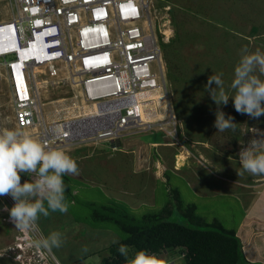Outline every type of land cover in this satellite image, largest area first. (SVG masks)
Instances as JSON below:
<instances>
[{"label": "rangeland", "instance_id": "rangeland-1", "mask_svg": "<svg viewBox=\"0 0 264 264\" xmlns=\"http://www.w3.org/2000/svg\"><path fill=\"white\" fill-rule=\"evenodd\" d=\"M153 1L169 98L162 87L153 91L156 94L144 95L153 98L156 116H165L162 108L171 104L179 124L178 139L174 134L177 123L163 118L159 119L163 132H129L113 143L117 150L107 141L71 146L41 155L42 163H35L34 168L0 174L5 189L35 224L50 264H99L108 245L122 236L114 226L92 223L88 202L110 203L140 216L164 206L177 191L182 204L197 206L198 215L208 221L217 218L225 228L238 231L247 215V195L248 204L252 197L264 201V0ZM10 14L9 3L0 1V18ZM165 28L170 29L169 36L164 34ZM40 69L43 74L45 67ZM2 73L4 70L0 81ZM44 81L40 94L46 99L49 119L81 110L84 101L77 89ZM6 83L5 93L0 91V137L11 132V139H25L27 130L13 123L11 95L6 93L11 88ZM153 130L161 129L157 125ZM153 142L160 146H152ZM181 152L185 157L178 162ZM47 171L66 174L73 188L74 201L58 211L46 202L57 197ZM223 177H236L245 186L232 188L228 183L223 188L227 183ZM0 199L5 203L0 205V264H17L11 247L25 232L22 216L11 221L14 209L7 205L10 201L1 194ZM260 224L264 226V218ZM259 228L248 230L252 249H260L259 238L264 246V229ZM154 257L169 259L165 252L149 259ZM257 257L250 262L264 264L262 250Z\"/></svg>", "mask_w": 264, "mask_h": 264}, {"label": "built area", "instance_id": "built-area-1", "mask_svg": "<svg viewBox=\"0 0 264 264\" xmlns=\"http://www.w3.org/2000/svg\"><path fill=\"white\" fill-rule=\"evenodd\" d=\"M1 1L9 3L11 14L7 20L0 21V31L5 29L8 35L13 28L20 48H25L22 34L27 29L37 33L48 29L57 38L54 43H60L59 47L49 49L50 55L56 56L53 59L25 63L21 70L24 80L21 88L13 87L14 68L6 69L13 123L18 129H27L30 139L17 142L5 135L0 137V164L5 168L2 173L12 175L26 167L34 168L35 163H42L41 155L50 151L106 141L115 150L117 146L113 143L129 132L156 131L153 128L157 125L161 129L157 132H163L162 121H143L141 104L147 100L137 96L160 86L168 93L153 0ZM32 8L40 9L39 19L44 23L41 28L33 27V18L28 14ZM140 19L141 25L138 24ZM45 41L48 43L50 39ZM97 41L105 42L107 46L95 47ZM12 62L8 64L13 66ZM42 65L45 67L43 74L34 71ZM44 80H49L51 86L78 87L81 98L94 104V110L69 118L46 119L42 113V104L46 101L39 99V83ZM166 92L165 97L169 98ZM170 105L167 103L169 115L164 122L177 123ZM177 126L178 123L174 127L175 135ZM175 138L178 139L177 135ZM247 152L248 145L243 148V153ZM14 154L17 156L12 158ZM1 180L0 194L9 199L7 205L14 209L9 215L10 220L22 216L25 231L18 237L21 241L11 247L14 250L12 259L17 264L48 261L50 255L35 234V224ZM167 264L174 263L170 260Z\"/></svg>", "mask_w": 264, "mask_h": 264}, {"label": "trees", "instance_id": "trees-1", "mask_svg": "<svg viewBox=\"0 0 264 264\" xmlns=\"http://www.w3.org/2000/svg\"><path fill=\"white\" fill-rule=\"evenodd\" d=\"M47 172L57 197L46 202L58 211L66 202L74 201L73 188L66 174ZM88 205L92 223H105L123 233L108 245L99 264H167L170 260L174 264H253L244 254L236 228H225L217 218L208 221L198 215L197 206L182 204L177 191L164 206L140 216L110 203ZM164 252L169 259H149Z\"/></svg>", "mask_w": 264, "mask_h": 264}, {"label": "bare ground", "instance_id": "bare-ground-1", "mask_svg": "<svg viewBox=\"0 0 264 264\" xmlns=\"http://www.w3.org/2000/svg\"><path fill=\"white\" fill-rule=\"evenodd\" d=\"M169 22V21H168ZM10 28H12L11 26H10ZM7 31H8V28L6 29ZM10 31V30H9ZM11 33V32H10ZM169 33H170V29L169 28H165V30H164V34H166L167 36H169ZM163 34V33H162ZM9 39H15V41H16V38H15V36H14V30H13V28H12V35H11V37L9 36ZM29 39H32V40H34V41H32V42H27L26 43V46H28V47H25V48H20V47H18L17 46V41H16V45L14 44V45H0V50L1 51H3V52H5V51H10V50H12V51H15V52H18L19 53V57H18V59H19V61H18V63H16L18 66H19V68H17L16 66V68L14 69V77H13V79H12V83H13V87H22L23 85H24V80H23V77H22V73H21V71H20V67H21V60H23V57H26V58H30V59H32L33 60V63H35V61H37V58L40 56V55H44V52H45V47H44V45L42 44V39H41V37H40V35H31V37L29 38ZM8 40V36H7V34L5 33V29L1 32L0 31V42L1 43H6V41ZM6 46H9V47H6ZM46 47H48L47 46V44H46ZM42 69H40V67H35L34 68V71H37V72H40ZM39 86H40V88H39V90L41 91L42 89H45V85H44V82H40L39 83ZM159 89H161V86L160 87H158V88H155V89H153V90H151V91H144V92H142V93H139L137 96L138 97H142V98H144V99H146L147 100V102H144V103H142L141 104V106L143 107V111H141V117H142V119H143V121L144 122H157V120L158 121H160L161 119H163V118H165V119H167L166 117V115H169V112H168V110H167V107H163L162 109L165 111V116H161V115H157L156 116V113H155V111L153 110L154 108H152L153 107V103H152V101H153V98H151V97H148V96H146V95H144L145 93H147V92H153V91H155V92H157V90H159ZM44 91H46V90H44ZM79 92V91H78ZM77 92V93H78ZM9 94V91L7 92V95ZM79 94V93H78ZM153 94H156V93H154L153 92ZM160 95H162L161 94V92H160ZM40 100H42V101H44V100H46L45 99V97H43L42 96V94H40V98H39ZM82 99V101H84V103H83V105L81 104V107H80V111L76 114V115H78V114H80V113H90V112H92L93 110H94V104H92V103H89V102H87V101H85L83 98H81ZM154 99L155 100H157L158 99V96L157 95H155L154 96ZM145 100V101H146ZM87 104H90V105H87ZM45 106H46V104H45V102L42 104V107H43V109H42V113H43V115L46 117V119L48 118V116H47V111L45 110ZM87 106H93V107H87ZM140 106V105H139ZM148 111L150 112V115L149 114H147L148 113ZM143 112H145V113H143ZM158 114V113H157ZM163 114V113H162ZM73 116H75V115H72V116H69V117H73ZM69 117H64V118H69ZM147 117H149V118H147ZM175 116L173 115V120H175V118H174ZM155 118V119H154ZM49 119V118H48ZM157 119V120H156ZM160 119V120H159ZM252 128V127H251ZM21 130H22V128H20ZM27 130V129H26ZM26 130H22V131H26ZM31 130H33V129H31ZM24 132H21L22 133V135L24 134ZM28 132V130L26 131V133ZM25 133V134H26ZM264 133V132H263ZM25 137V139H26V141H28L30 138L28 137V135H26V136H24ZM18 138V137H17ZM25 139L23 138V139H12L13 141H17V142H21V141H25ZM260 140V139H259ZM190 153V152H189ZM187 154V153H186ZM184 153L183 152H181V153H179L178 155H177V160H178V162L180 161V160H183L184 159ZM159 165V164H158ZM163 169V168H162ZM180 170V169H179ZM3 171H5V168L4 167H1L0 166V172H3ZM162 171V170H161Z\"/></svg>", "mask_w": 264, "mask_h": 264}, {"label": "crops", "instance_id": "crops-1", "mask_svg": "<svg viewBox=\"0 0 264 264\" xmlns=\"http://www.w3.org/2000/svg\"><path fill=\"white\" fill-rule=\"evenodd\" d=\"M9 16L10 15H6L4 18H0V21L7 20L9 18ZM11 35H12V32L10 33V35H8V40L6 41V43H1L0 42V45H9V46L10 45H14V44L16 45L15 39H13V40L12 39H9V36L11 37ZM9 46H6V47H9ZM15 66L17 68H19L20 65L18 66L17 64H15ZM1 68L2 67H0V71H1ZM20 69H21V67H20ZM2 75H3V77H2L3 80L0 81V91H3V93H5L6 90L4 89V87L6 86V84H7L6 82H8V81H7V76L5 74H3V73H2ZM156 132H157V130H156ZM155 144L159 145L160 142L159 143H155V142L151 143L152 146H156ZM162 147H164V146H162ZM200 157H202L203 161H205V158L203 156H200ZM197 175L198 174L196 173V176ZM196 176L195 177L193 176V177L196 180H198ZM223 180H225L227 182V183H224V187L223 188H225L226 186H228V183H229V185H231L229 187H232V188H234L236 185H238V186H245L242 183H237V178L236 177H235V179H228L227 177H225V178L223 177ZM199 182L200 183L202 182V179L201 178H200V181ZM203 190L204 189L201 187V190H200L201 193L202 194H205L206 191L204 192ZM235 193H238L239 194V191L238 192H235ZM252 198H254V199L253 200L250 199L249 201L250 202L252 201V202L251 203L249 202L250 204H248V195H247V201H245L246 204H247V208H246L247 209V215H245L244 225L242 226L241 229H238V231L236 229V234L241 239V242H242V245H243V249H244L246 258L248 260H251V261L258 260L257 254L259 253V250H262V252L264 253L263 239L260 241V238L259 239L257 238L258 235H256L255 237L258 239L257 240V245H258V248H260V249H252L251 246L248 247V233H249L248 230H251V229L253 230V228H254V231H256V228H258V227H260L258 229V231L264 229L263 228L264 226H261V224H260V220H262V218H264V201L260 202L256 197H252ZM3 201H2V199H0V205L5 204V203H3ZM248 205H249V207H248ZM256 250L258 251V253L255 252Z\"/></svg>", "mask_w": 264, "mask_h": 264}, {"label": "clouds", "instance_id": "clouds-1", "mask_svg": "<svg viewBox=\"0 0 264 264\" xmlns=\"http://www.w3.org/2000/svg\"><path fill=\"white\" fill-rule=\"evenodd\" d=\"M1 1V0H0ZM28 14H29V16L31 17V18H33V27L34 28H41V26H43L44 25V23H43V21H41L40 19H39V14H40V9L39 8H32V9H30V10H28ZM141 19L138 21V24L139 25H141ZM45 29V28H44ZM156 30H157V26H156ZM15 31V30H14ZM10 32H12V30H10L9 31V34L8 35H10ZM16 32V31H15ZM71 32V38L73 39V29H72V31H70ZM7 35V36H8ZM31 35H40V37L42 38V44L44 45V47H45V52H44V55H40L38 58H37V61H35V63H39L40 61H45V60H49V59H53L54 57H56V56H51L50 55V53H49V49H52V48H55V47H59V45H60V43H54L55 41H57V38H55V35L54 34H52L51 32H49L48 31V29H45L44 31H42L41 33H37L36 31L35 32H32L30 29L28 30H25V32L22 34V36H23V40H25V47H28V46H26V43L28 42L29 43V40H31V42L32 41H34V40H32V39H29L30 37H31ZM14 36H15V38H16V41H17V46L19 47V39H18V37H17V35H16V33H14ZM46 38H48V39H50V41L47 43L46 41H45V39ZM104 42V41H103ZM46 44H47V46L48 47H46ZM103 46H107V43H102L101 41H97V42H95V47H103ZM9 54H13V59H8V55ZM18 57H19V53L18 52H15V51H12V50H10V51H5V52H3V51H0V67H2L1 68V71H3L4 70V74L7 76V81L9 82V86H10V81H9V79H8V75H7V72H6V69H7V67L11 70V69H15V64L16 63H18V61H19V59H18ZM31 61V62H33V60L32 59H30V58H26V57H23V60H21V69H20V71L24 68V65H25V63L27 62V61ZM12 61H14V62H12ZM14 63L13 64V66H10L8 63ZM5 63L6 64H8V65H5ZM43 66V65H42ZM42 66H40V67H42ZM44 67V66H43ZM72 88V87H71ZM72 89H77L78 91H79V89H78V87H73ZM9 94H10V91H9ZM79 95H80V92H79ZM81 97V96H80ZM177 127H179V124H178V126ZM6 132H8V131H6ZM6 132H3L4 134L6 133ZM158 132H160V131H158ZM11 134V132H9L7 135H6V137H8L9 135ZM10 138H12V137H10ZM122 139V138H121ZM108 142V141H107ZM111 146V145H110ZM118 147V146H117ZM118 149V148H117ZM117 149H115V150H117ZM2 172H0V174H1ZM42 178H45L44 176H41ZM53 186H55L54 185V183L51 181L50 182ZM3 184V183H2ZM56 190V186H55V189H54V191Z\"/></svg>", "mask_w": 264, "mask_h": 264}]
</instances>
